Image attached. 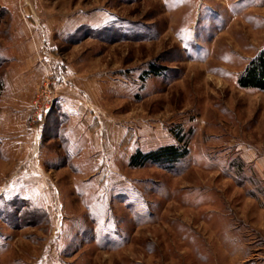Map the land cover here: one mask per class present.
I'll list each match as a JSON object with an SVG mask.
<instances>
[{"label": "rangeland", "instance_id": "rangeland-1", "mask_svg": "<svg viewBox=\"0 0 264 264\" xmlns=\"http://www.w3.org/2000/svg\"><path fill=\"white\" fill-rule=\"evenodd\" d=\"M263 48L264 0H0V97L14 62L48 71L27 161L0 127V264H264V91L239 85ZM62 85L83 128L48 122Z\"/></svg>", "mask_w": 264, "mask_h": 264}, {"label": "crops", "instance_id": "crops-1", "mask_svg": "<svg viewBox=\"0 0 264 264\" xmlns=\"http://www.w3.org/2000/svg\"><path fill=\"white\" fill-rule=\"evenodd\" d=\"M26 36L29 37L30 34H27ZM39 58H41V54L40 56H37V54H29L28 62H14L10 67L12 72L14 71L13 75L11 73L7 74L5 77V82L7 83L9 90L5 94L3 93L0 97V127H3V129L6 127L4 130L6 132L8 131V133H12L14 138L18 139V141L14 144H21L22 146L20 153L18 152V149H15L13 153L14 158L17 160L26 158L25 161H27L29 159L28 156L31 154L32 147L30 142L33 140V137L36 138V136H38L37 134L35 136L33 133L28 132L30 129L27 128L26 123L29 118L28 113L34 91L38 87L39 82L44 78L46 79L48 76V71L45 66L42 65V63L38 64ZM21 80L27 81V83L20 84ZM12 82L14 85H11ZM15 82L18 84H15ZM71 90L72 88L70 91ZM70 91L67 86L63 85L60 88L58 87L56 90L55 108L50 113L51 115L48 120V122L53 125L52 127L55 131H57V128L58 130L83 128L80 126L79 121V119H82L83 117V113L81 111L83 107L80 101L75 99V95L69 94ZM66 114L69 117V122L66 127L60 128L61 126L59 122L67 116ZM56 115H58V119L56 118ZM6 137V135H1L0 133V150L3 149L2 147L8 146V144H6ZM5 151L8 152L7 148ZM77 152V157L80 158L84 154L82 148L77 150Z\"/></svg>", "mask_w": 264, "mask_h": 264}, {"label": "trees", "instance_id": "trees-1", "mask_svg": "<svg viewBox=\"0 0 264 264\" xmlns=\"http://www.w3.org/2000/svg\"><path fill=\"white\" fill-rule=\"evenodd\" d=\"M151 68V73L156 75L160 73V69L155 68L154 66ZM239 79V85L244 89L252 88L264 91V48L257 57L249 62L247 69ZM188 154L187 147H178L175 145L164 146L157 150H152L149 153L137 151L131 158L130 166L137 168L151 162L174 164L185 158Z\"/></svg>", "mask_w": 264, "mask_h": 264}, {"label": "built area", "instance_id": "built-area-1", "mask_svg": "<svg viewBox=\"0 0 264 264\" xmlns=\"http://www.w3.org/2000/svg\"><path fill=\"white\" fill-rule=\"evenodd\" d=\"M46 88L44 89L42 96H40L41 93H38L37 98L35 99L36 101L34 109L36 114L35 118H33V120L30 122L32 127H34L36 123L45 116L46 113H49V110L52 108L53 100L50 98L51 91L48 89L49 86Z\"/></svg>", "mask_w": 264, "mask_h": 264}]
</instances>
